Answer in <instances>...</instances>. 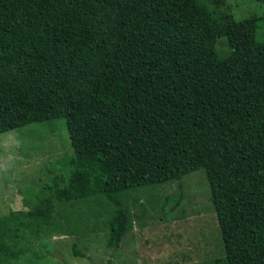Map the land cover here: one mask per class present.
<instances>
[{
  "label": "trees",
  "instance_id": "16d2710c",
  "mask_svg": "<svg viewBox=\"0 0 264 264\" xmlns=\"http://www.w3.org/2000/svg\"><path fill=\"white\" fill-rule=\"evenodd\" d=\"M212 22L199 0H0V134L64 121L76 159L104 166L111 249L130 191L199 171L224 264H264V15ZM54 197L28 215L48 226ZM11 231L0 219V250Z\"/></svg>",
  "mask_w": 264,
  "mask_h": 264
},
{
  "label": "rangeland",
  "instance_id": "374dc122",
  "mask_svg": "<svg viewBox=\"0 0 264 264\" xmlns=\"http://www.w3.org/2000/svg\"><path fill=\"white\" fill-rule=\"evenodd\" d=\"M199 2L212 13V25L264 15V0ZM218 50L227 53L225 41L220 40ZM63 122L0 134V219L13 228L6 234L8 250H0V264H224L216 213L199 171L182 182L130 191L125 203L134 224L118 249L109 248L112 206L92 189L105 179L104 166L76 159ZM52 195L53 218L46 226L28 212ZM73 245L85 257L74 256Z\"/></svg>",
  "mask_w": 264,
  "mask_h": 264
}]
</instances>
